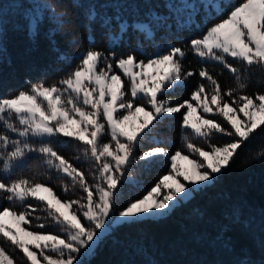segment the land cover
Listing matches in <instances>:
<instances>
[{
    "label": "trees",
    "instance_id": "obj_1",
    "mask_svg": "<svg viewBox=\"0 0 264 264\" xmlns=\"http://www.w3.org/2000/svg\"><path fill=\"white\" fill-rule=\"evenodd\" d=\"M241 2L218 0L217 10L210 0H0V97L28 90L32 83H57L90 48L103 53L100 67L105 66L104 58L115 67V60L127 55L146 62L167 54L172 47L182 49L184 56L177 57L181 82L159 96L170 105L190 101L200 84L210 91V82L199 76L201 69L208 71L222 91L233 89L234 97L254 96L264 92V71L259 66L227 58L238 69L234 74L221 63L201 61L191 47L192 39L202 38L208 27L226 18ZM46 5H54L57 14L63 13L61 24ZM187 72L193 75L184 78ZM184 111L164 116L140 135L124 170L130 180L121 181L116 190L114 215L170 173L171 155L179 151L195 158L187 143L209 150L211 144L231 142L232 137L215 132L207 139L195 136L182 127ZM29 142L35 147L50 146L81 171L88 184L92 181L95 172L82 143L65 137L29 138ZM154 147H163L169 155L138 160ZM48 159L38 152L29 153L8 175L0 173V178L43 183L62 201L86 195L78 183L73 184L70 177L49 165ZM6 197L7 193L0 191V210L27 209L32 212L31 224L26 226L30 231L60 235L62 226L48 217L42 202L21 203ZM40 223L44 229H37ZM0 247L14 264H28L23 253L2 234ZM79 264H264V131L257 129L211 184L168 215L115 227Z\"/></svg>",
    "mask_w": 264,
    "mask_h": 264
},
{
    "label": "snow or ice",
    "instance_id": "obj_2",
    "mask_svg": "<svg viewBox=\"0 0 264 264\" xmlns=\"http://www.w3.org/2000/svg\"><path fill=\"white\" fill-rule=\"evenodd\" d=\"M45 7L56 23L61 24L63 13L57 14L54 5ZM191 47L201 58L219 61L234 74L238 69L228 63L226 57L248 66L257 65L264 71V0H242L226 18L208 27L202 38L192 39ZM183 56L184 52L178 47L146 62L127 55L115 60V68L122 73V79L106 58L105 67H100L103 53L90 48L82 54L80 63L57 83H32L28 90H21L11 97H0V122L20 138L13 139L0 132L3 172L8 173L17 164H22L27 154L38 152L50 157L47 163L70 177L73 184L78 183L86 194L80 199L62 201L43 183L23 178L5 182L0 178V191L7 193L8 200L23 203L31 197L43 202L48 217L67 233L66 238H61L40 230L30 231L25 226L31 224L32 212L27 209L17 212L8 207L0 210V234L23 253L28 264H41V257L43 264H74L77 254L91 247L110 222L162 215L189 191L180 177L196 186L210 182L215 179L214 174L231 164L238 150L257 129L264 131V92L234 97L233 89L222 91L205 69L200 70L199 76L209 81L212 88L209 93L204 84L199 85L191 94L196 106L187 100L175 106L161 100L159 96L165 89L179 85L182 67L177 57ZM192 75L187 72L184 78ZM128 93L131 98H127ZM184 108L187 110L182 113V127L205 139L213 132L220 133L232 137L231 142L222 146L211 144L210 151L187 143L188 151L200 159H190L179 151L171 155V174L162 177L142 197L122 207L113 219L116 190L138 138L154 121L181 113ZM137 113H143V117ZM13 114L18 125L9 122ZM133 117L139 121L135 127L128 124ZM214 117H220L222 121L218 122ZM105 128L114 148L109 143H100ZM57 136L85 146V153H90L96 164L95 184L89 185L85 175L50 146L35 147L29 142V137ZM159 155L169 154L163 147H154L143 152L139 159L149 160ZM178 159L187 161L190 171L178 167ZM169 180L175 187L167 184ZM36 227L44 229L45 225L40 223ZM0 264H14V259L3 247H0Z\"/></svg>",
    "mask_w": 264,
    "mask_h": 264
},
{
    "label": "rangeland",
    "instance_id": "obj_3",
    "mask_svg": "<svg viewBox=\"0 0 264 264\" xmlns=\"http://www.w3.org/2000/svg\"><path fill=\"white\" fill-rule=\"evenodd\" d=\"M206 2H208V0H205V3ZM210 3L214 6V8H218V0H210ZM219 9V8H218ZM217 9V10H218ZM193 52H194V54L196 55V57H198L201 61H204V62H212V63H220L219 61H216V60H213V59H210V58H201L194 50H193ZM227 58H231V57H226V59ZM231 59H233V58H231ZM101 67H105V66H101ZM113 71H115L117 74H119V75H121V77H122V79H124V77H123V75H122V73H120L119 72V70L118 69H116L114 66H113ZM181 82V81H180ZM179 82V83H180ZM174 88V86L173 87H169V88H167V89H165V91H168V90H171V89H173ZM164 91V92H165ZM163 92V93H164ZM211 92V89H210V91H209V93ZM161 95V94H160ZM127 98H131L130 97V93H128V96H127ZM161 100H164V99H161ZM167 101V100H166ZM188 102H190V103H192L194 106H196V102L195 101H193L192 99L190 100V101H188ZM172 106V105H171ZM187 109L185 108V111H186ZM197 112L198 113H200L201 112V110L199 109V108H197ZM137 116H139V117H143V113H137L136 114ZM173 115V114H172ZM207 115V117H209V118H213V117H211V114H206ZM165 116H171V115H165ZM164 116H162L161 118H163ZM161 118H159V119H161ZM214 118H216L218 121L219 120H222V118H220V117H214ZM9 122H11V123H13V124H17L18 125V121L15 119V116H14V114H13V116L10 118V121ZM155 122V121H154ZM153 122V123H154ZM138 123H139V121H137L136 120V118L135 117H133V118H131V120L128 122V124L130 125V126H132V127H135V126H137L138 125ZM151 126V125H150ZM150 128V127H149ZM188 129V128H187ZM148 130V129H147ZM147 130H145V131H147ZM191 132H192V130L191 129H189ZM0 132H3V133H5V134H7V135H9L11 138H13V139H20L19 137H17L16 136V134L15 133H11V132H9L4 126H3V122H0ZM193 133V132H192ZM195 136H197L195 133H193ZM58 137H62V136H57V137H48V138H35V137H29V138H33V139H51V138H58ZM199 137V136H198ZM66 138V137H65ZM200 138H202V137H200ZM100 143L101 144H103V143H109V144H111L112 145V147L114 148L115 147V144H114V142L111 140V135H110V133L108 132V130H107V128H105V131L103 132V134L101 135V137H100ZM137 143V142H136ZM136 143H135V145H136ZM134 145V146H135ZM211 149H209V150H205V151H210ZM155 157H157V156H155ZM155 157H153V158H155ZM196 157H197V160H199L200 159V157L198 156V155H195V159H196ZM190 159H193V158H191V157H189ZM87 159H89L90 160V162H91V166H90V168H92V170H93V172H95V175L92 177V181L89 183V185H92V184H95L97 181H96V179H95V177H96V175H97V173H96V164H95V162L90 158V153L88 154V158ZM138 160H140V159H138ZM130 161H131V158H130ZM140 161H144V160H140ZM0 163H2V161H0ZM176 163H177V166L178 167H180V168H182V169H186V170H189L190 171V165L187 163V161H184V160H177L176 161ZM128 166V164L125 166V168ZM125 168H124V170H125ZM171 171H172V161H171ZM171 171H170V173L169 174H171ZM223 171V170H222ZM221 171V172H222ZM220 172V173H221ZM0 173L1 174H3V175H8L10 172H8V173H4L3 172V170H2V166H1V168H0ZM220 173H218V174H214L215 175V178L220 174ZM168 174V175H169ZM128 180H130V179H128V177L126 176V174H124V171H123V175H122V179L120 180V182L119 183H121V181H126V182H128ZM180 180L182 181V182H184L185 184H186V187H187V189H189V191H188V193H187V195L186 196H181L176 202H174V203H172V205H171V207L170 208H168L162 215H155V214H153V216H141L140 218H139V220H143V219H160V218H163L164 216H166V215H168L171 211H172V209L174 208V207H176L177 205H179L181 202H184V201H186V200H188L190 197H192L193 196V194L194 193H196L197 191H199V190H201L202 188H204V187H206V186H208L209 184H211V182L214 180H211L210 182H206V183H204V184H202V185H199V186H196V185H192V184H188L186 181H183V177H180ZM123 183V182H122ZM121 183V184H122ZM125 184H128V183H125ZM167 184L170 186V187H175V185L173 184V182L171 181V180H169V181H167ZM82 196H85V195H82ZM27 200H35L34 198H28ZM40 202V201H39ZM43 203V202H42ZM43 206L46 208L47 206H46V204H44L43 203ZM114 217H115V215L113 214V219H114ZM133 220H128V221H118V222H115V223H112V222H110L109 223V225L106 227V229L105 230H103V231H101V233H100V235H99V237L95 240V242L94 243H92V245H91V247H89L87 250H82L81 251V253L80 254H77V260L74 262V264H79L82 260H84V259H86V258H89L93 253H94V251H95V249H96V247H97V245H98V243H99V241L100 240H102L106 235H108L115 227H117V226H119V225H122V224H124V223H128V222H132ZM135 221H138V220H135ZM54 223H56L55 221H54ZM85 224H87V222L85 221L84 222ZM23 226V225H22ZM90 226V225H89ZM26 227V226H25ZM29 230V229H28ZM60 236H61V238H66V236H67V233L66 232H64V231H62V229L60 230ZM19 250V249H18ZM37 252H38V250H37ZM22 253V252H21ZM25 258V257H24ZM26 259V258H25ZM41 259V264H43V260H42V257L40 258ZM27 260V259H26ZM28 262V261H27Z\"/></svg>",
    "mask_w": 264,
    "mask_h": 264
}]
</instances>
